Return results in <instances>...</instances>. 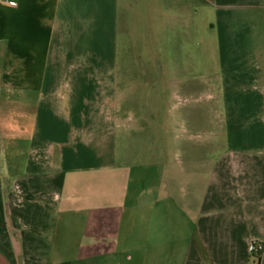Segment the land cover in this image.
I'll return each mask as SVG.
<instances>
[{"label": "crops", "instance_id": "0c3cea01", "mask_svg": "<svg viewBox=\"0 0 264 264\" xmlns=\"http://www.w3.org/2000/svg\"><path fill=\"white\" fill-rule=\"evenodd\" d=\"M130 1L209 29L224 149L176 136L156 162L143 117L120 120ZM170 121L188 133L194 118ZM252 242L264 264V0H0V264H257Z\"/></svg>", "mask_w": 264, "mask_h": 264}, {"label": "rangeland", "instance_id": "374dc122", "mask_svg": "<svg viewBox=\"0 0 264 264\" xmlns=\"http://www.w3.org/2000/svg\"><path fill=\"white\" fill-rule=\"evenodd\" d=\"M194 3L188 2L192 14ZM164 14L161 9L147 4L121 3L117 47L119 75L118 89L115 90L120 120L123 122L137 114L142 116L147 128L146 138L149 133L158 138L156 162L162 160L163 163V151L166 146L169 149L176 147V136L180 146L185 145L186 139L195 147L212 146L216 142L224 149L226 145L223 131L216 124L217 113L221 109L218 106L219 91L203 84L220 77L216 43L207 38L208 28L197 23H190L187 27L180 24L173 26L169 21L171 17ZM171 28H174V36L169 34ZM185 29L195 31L185 37L180 34ZM176 81L193 83L194 86L180 87L175 84ZM182 114L194 118L188 133L184 132L185 125L178 123L173 126L170 121ZM122 133L118 129V153H122V146H125L122 144ZM147 142L145 138H140V144L137 141L134 149L141 150L140 162L145 164L147 171H151L154 161L148 152L150 146ZM136 156V153L130 155L132 164L137 161ZM167 157L174 160L175 155ZM156 168L164 171L163 166ZM251 256L256 258L255 254Z\"/></svg>", "mask_w": 264, "mask_h": 264}, {"label": "built area", "instance_id": "2783aa9c", "mask_svg": "<svg viewBox=\"0 0 264 264\" xmlns=\"http://www.w3.org/2000/svg\"><path fill=\"white\" fill-rule=\"evenodd\" d=\"M7 6H14L12 3H5ZM263 250V247L260 243L252 242L249 247V252L251 255H260Z\"/></svg>", "mask_w": 264, "mask_h": 264}, {"label": "trees", "instance_id": "16d2710c", "mask_svg": "<svg viewBox=\"0 0 264 264\" xmlns=\"http://www.w3.org/2000/svg\"><path fill=\"white\" fill-rule=\"evenodd\" d=\"M257 258V264H259V255H255Z\"/></svg>", "mask_w": 264, "mask_h": 264}]
</instances>
